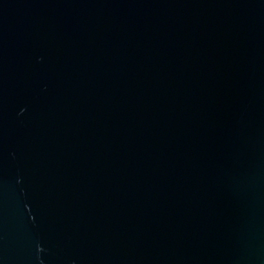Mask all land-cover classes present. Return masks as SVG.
<instances>
[{
	"label": "water",
	"instance_id": "95a60500",
	"mask_svg": "<svg viewBox=\"0 0 264 264\" xmlns=\"http://www.w3.org/2000/svg\"><path fill=\"white\" fill-rule=\"evenodd\" d=\"M0 264H264V0H0Z\"/></svg>",
	"mask_w": 264,
	"mask_h": 264
}]
</instances>
